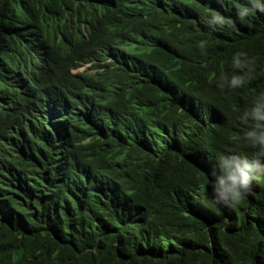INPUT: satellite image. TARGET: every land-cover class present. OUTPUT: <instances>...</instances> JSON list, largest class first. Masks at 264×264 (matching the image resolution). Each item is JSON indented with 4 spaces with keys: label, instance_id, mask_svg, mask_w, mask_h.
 <instances>
[{
    "label": "trees",
    "instance_id": "obj_1",
    "mask_svg": "<svg viewBox=\"0 0 264 264\" xmlns=\"http://www.w3.org/2000/svg\"><path fill=\"white\" fill-rule=\"evenodd\" d=\"M0 264H264V0H0Z\"/></svg>",
    "mask_w": 264,
    "mask_h": 264
},
{
    "label": "clouds",
    "instance_id": "obj_2",
    "mask_svg": "<svg viewBox=\"0 0 264 264\" xmlns=\"http://www.w3.org/2000/svg\"><path fill=\"white\" fill-rule=\"evenodd\" d=\"M29 64H28V69H27V73L30 74V72H32L34 69V62L36 61V54L33 52L30 53L29 55ZM91 63L90 61H86V60H75V64L70 66V71L73 74H78V73H83V72H87L88 74H93L95 72V68H91ZM79 68H82L80 70H77ZM75 69V70H74Z\"/></svg>",
    "mask_w": 264,
    "mask_h": 264
},
{
    "label": "rangeland",
    "instance_id": "obj_3",
    "mask_svg": "<svg viewBox=\"0 0 264 264\" xmlns=\"http://www.w3.org/2000/svg\"><path fill=\"white\" fill-rule=\"evenodd\" d=\"M80 69H82V68H79V69H77V70H80ZM75 70V69H74Z\"/></svg>",
    "mask_w": 264,
    "mask_h": 264
}]
</instances>
